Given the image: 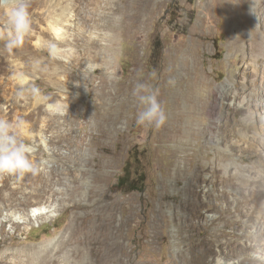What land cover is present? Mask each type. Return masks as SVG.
<instances>
[{
    "label": "rangeland",
    "instance_id": "1",
    "mask_svg": "<svg viewBox=\"0 0 264 264\" xmlns=\"http://www.w3.org/2000/svg\"><path fill=\"white\" fill-rule=\"evenodd\" d=\"M37 1L28 9L32 32L20 47L24 61L38 64L22 71L24 98L20 87L14 90L9 63L0 62V84L23 104L27 136L19 138L35 149L40 168L37 175L0 179L4 194L15 192L0 199V264H185L184 254L205 251L177 242L179 232L190 235L188 227L196 239H215L211 258L228 239L256 245L264 223L257 228L242 209L260 199L233 201L237 179L223 165L240 181L253 165L264 172V115L255 111L246 120L243 109L236 115L229 109L239 104L235 94L250 93L264 105V78L252 83L260 49L252 37L264 31V0ZM19 2L0 0V36L8 32L5 5ZM50 43L63 59L50 57ZM89 63L95 71L86 69ZM105 68H114L119 80H109ZM137 83L158 92L163 126L136 124ZM32 85L39 99L27 91ZM36 100L42 104L34 126ZM8 116L14 123V113ZM111 212L120 230L114 254L95 232ZM231 253L241 264L242 253Z\"/></svg>",
    "mask_w": 264,
    "mask_h": 264
},
{
    "label": "bare ground",
    "instance_id": "2",
    "mask_svg": "<svg viewBox=\"0 0 264 264\" xmlns=\"http://www.w3.org/2000/svg\"><path fill=\"white\" fill-rule=\"evenodd\" d=\"M36 2H38L37 0H34ZM34 1L29 5V6H34ZM145 1H151V0H145ZM146 2V3H147ZM5 5V9L10 8L9 6ZM4 25L7 26V22H3ZM53 29H55L56 33L59 34V27L57 25H54L52 27ZM63 29V28H62ZM254 35L252 37V39H255L258 41V45H259V51L254 54V63L258 62V67L256 66L254 68V72L255 75L253 76L252 79V83H255L256 86H258L257 81L256 80L257 76L260 75V78H264L263 77V73H264V31H254L253 32ZM38 42V41H37ZM12 55L13 58L12 60H10L9 58H7V56ZM0 62H8V66L11 72H13V75H11V80L14 83V90H17V88L20 87L19 83L17 82V78L19 76H23L27 79L26 76H24L22 74V71L30 68V67H36L35 62H28V61H24L23 60V53L22 50L20 48L14 49L11 53H9L4 46L0 45ZM260 66V68H259ZM257 69V70H256ZM259 72V74H258ZM249 83V81H248ZM259 93L264 95V84L262 86V88H259ZM0 93H2V99L1 101L3 103H7V111H1L0 112V119H5L8 120L9 122H11L9 120V116H8V112H13L14 113V123L20 124V112L22 109L23 104L21 102H18L13 95L10 96L8 95L7 91L4 89L3 84H0ZM221 95L224 98H227L230 94L228 91H223L221 92ZM235 99H239V104L236 107H229L230 111L236 115L241 109H243L246 112V120H249L253 117L254 112L256 111L257 113H260V115H264V105H261V103L255 101L253 99V96L250 93H247V95H238L235 94L234 96H232ZM39 101H35L33 103L34 108L32 109V120L33 125L35 126L37 124L38 121V115L36 112V107H38L39 105ZM42 103H40L41 105ZM26 106V105H25ZM31 106V105H30ZM29 106V107H30ZM40 107V106H39ZM25 109V108H24ZM29 109V108H28ZM40 109V108H39ZM38 110V109H37ZM43 110V109H42ZM46 111V109H45ZM24 112V111H23ZM11 117V116H10ZM229 120V116L225 115V119L223 121V127L228 126ZM20 133L24 135V138L27 136V134L24 132V130H22V128L20 127L19 129ZM257 133V132H256ZM20 134V135H21ZM35 136V135H34ZM233 144H236L237 146L240 145L237 141H233ZM30 157H32L31 159L33 160V162L36 164V157L37 154L36 152H32L30 154ZM262 169H258L257 166L253 165L250 168H248V173H246V175H244L245 180L240 181V176L236 171H232L230 169V164H225L223 165V172L224 174H229L230 178H236L237 179V185L235 187V189L237 190L236 193L232 192V196L233 197V201H236L238 199H245L244 197L248 198V196H251L252 198H259L260 199V203L264 202V181H262L260 178L264 177V172L261 171ZM232 171V172H231ZM25 175H32L31 173H26ZM37 175V174H36ZM10 177V176H9ZM8 178V175H4V176H0V179H5ZM194 191H195V187H193ZM7 189V185L6 184H2L0 186V199H2L3 201H9L10 198L14 195V189H10V192L8 194H4V191ZM250 197V198H251ZM258 199V200H259ZM257 201V200H256ZM204 202L199 198L195 200V205L193 207V215L194 216H200L201 215V208L203 206ZM102 207V206H101ZM100 209H98L99 211V215L102 213L100 212ZM106 209H110L108 205L104 206V208L102 209V211L106 210ZM102 215V214H101ZM89 217V216H88ZM114 223V215L111 212L109 214V216L104 219V221H101L99 223V225L96 226L95 232L97 233V237H99L98 239H100V243L101 246H105V248H107L108 252L111 254L113 253V251H115L116 246L118 245V241L115 240V235H119V228H117L116 225L113 224ZM257 224V223H256ZM240 225V224H239ZM185 228L186 224L184 225ZM209 224L208 222L203 223V228L204 230H208ZM184 228V229H185ZM190 228V227H188ZM188 228L186 229L187 232H190V235L187 238H182V233L179 232L178 237H177V242L178 243H185L188 247L192 248V250L194 251H198L199 249V245L202 244V247H204L203 249H205V251L203 252H196L191 258H188L185 256V254L182 256V260L185 264H214V258L217 255H221L223 256L226 260H232L231 258V251H233L234 249H238V252L242 253V260H241V264L244 262H247V264H250V253L252 252L255 244L251 241L250 242L247 240H244L243 238H241V236L239 238L236 239H228L224 242V244H217L218 249L216 250V252L214 253L215 255L211 258L207 252H211L215 243V239H208L206 238L205 234H203L201 236V238L196 239L193 237V229L188 230ZM257 228H258V224H257ZM257 230H262L257 229ZM109 231V232H108ZM246 234V233H244ZM247 235V234H246ZM264 235V234H263ZM245 236V235H244ZM249 236V234L247 235ZM185 239V240H184ZM262 246H264V242H261ZM114 254V253H113ZM233 264H240V262H233Z\"/></svg>",
    "mask_w": 264,
    "mask_h": 264
},
{
    "label": "clouds",
    "instance_id": "3",
    "mask_svg": "<svg viewBox=\"0 0 264 264\" xmlns=\"http://www.w3.org/2000/svg\"><path fill=\"white\" fill-rule=\"evenodd\" d=\"M29 5L27 0H20L5 11L7 17L8 32L6 36H0L4 41V48L11 53L14 49L20 48L24 43V38L32 32V21L30 19ZM119 20V17H116ZM48 52L52 59H63L62 50L56 44H48ZM88 71H95L96 65L87 64ZM109 80H119V76L114 68H105ZM154 75V74H153ZM21 91L18 98H24L25 85L28 81L22 75L17 78ZM30 91L34 99L40 98V89L34 85L30 86ZM142 105V109L136 113L135 122L138 126L159 128L164 125L167 117L164 108L158 100V92L144 83H137L132 93ZM44 99H48L44 97ZM55 106L48 104L47 109L53 110ZM21 125L0 119V176L9 175L23 177L26 173L36 175L40 168L30 159V154L35 149L24 143L20 138ZM264 181V177L260 178ZM242 211L254 223H264V202H251L244 206ZM255 238L258 243L250 253V264H264V235L257 232ZM214 264H233V261L226 260L223 256L217 255Z\"/></svg>",
    "mask_w": 264,
    "mask_h": 264
},
{
    "label": "trees",
    "instance_id": "4",
    "mask_svg": "<svg viewBox=\"0 0 264 264\" xmlns=\"http://www.w3.org/2000/svg\"><path fill=\"white\" fill-rule=\"evenodd\" d=\"M126 171H127V169H126ZM125 178H126V174L123 175V177H121L120 180H121V179H125Z\"/></svg>",
    "mask_w": 264,
    "mask_h": 264
}]
</instances>
